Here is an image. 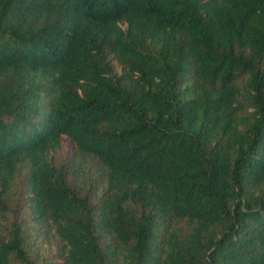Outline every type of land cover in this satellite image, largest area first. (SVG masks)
<instances>
[{"label": "trees", "instance_id": "trees-1", "mask_svg": "<svg viewBox=\"0 0 264 264\" xmlns=\"http://www.w3.org/2000/svg\"><path fill=\"white\" fill-rule=\"evenodd\" d=\"M0 264H264V0H0Z\"/></svg>", "mask_w": 264, "mask_h": 264}]
</instances>
